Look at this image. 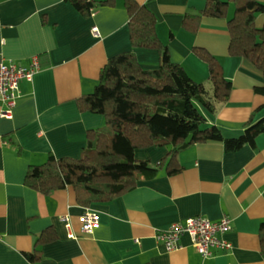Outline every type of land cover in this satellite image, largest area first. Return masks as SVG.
Returning <instances> with one entry per match:
<instances>
[{
    "label": "crops",
    "instance_id": "crops-1",
    "mask_svg": "<svg viewBox=\"0 0 264 264\" xmlns=\"http://www.w3.org/2000/svg\"><path fill=\"white\" fill-rule=\"evenodd\" d=\"M136 1L155 13L157 33L172 60L204 82L210 94V67L194 48L220 60L232 89L215 110L198 104L207 124L232 138L251 118L264 117V94L256 90L264 85V71L229 53L234 5L227 17L204 15L194 32L185 27L184 17L203 10L207 0ZM128 22L125 0L99 5L89 15L67 0H0V61L27 65L38 56L41 62L33 81L21 80L12 117L1 115L0 101V264H264V132L255 145L236 151L218 140L196 142L178 154L183 168L174 174L162 164L169 145L137 149L136 157L158 167L157 174L139 178L112 201L90 205L99 213L91 233L82 232L88 206L78 203L72 186L46 195L25 183L31 164H42L51 154L79 157L88 131L105 124L103 114L81 109L78 99L94 91L109 58L133 50L144 68L158 67L157 50L132 47ZM256 25L264 26V12ZM195 215L231 217L226 238L233 249L203 258L188 235L180 240L184 247L170 252L155 237ZM28 254L39 259L32 261Z\"/></svg>",
    "mask_w": 264,
    "mask_h": 264
},
{
    "label": "trees",
    "instance_id": "trees-1",
    "mask_svg": "<svg viewBox=\"0 0 264 264\" xmlns=\"http://www.w3.org/2000/svg\"><path fill=\"white\" fill-rule=\"evenodd\" d=\"M67 1L89 15L97 6L113 0ZM232 5L229 53L249 58L264 71V26L256 25L258 14L264 12L260 1L207 0L203 10L185 15L184 25L195 32L204 15L227 17ZM125 6L132 47L157 50L159 65L144 68L133 50L109 58L94 91L78 99L81 109L103 114L105 124L88 131L79 157L57 158L51 154L44 163L29 166L25 183L43 194L70 185L83 206L109 202L134 188L139 178L157 174L158 167L136 157L137 149L169 145L162 164L174 174L183 168L178 154L196 142L218 140L227 151H236L246 144L255 145L256 137L264 132V117L254 122L251 118L243 133L232 138L225 137L218 126L207 124L198 104L215 110L218 103L229 98L232 89L220 60L205 48H194L210 67V94L204 82L195 80L182 64L172 60L168 45L157 33L155 13L136 0H125ZM256 90L264 94V85ZM261 241L264 253V222ZM28 257L39 259L36 254Z\"/></svg>",
    "mask_w": 264,
    "mask_h": 264
},
{
    "label": "built area",
    "instance_id": "built-area-1",
    "mask_svg": "<svg viewBox=\"0 0 264 264\" xmlns=\"http://www.w3.org/2000/svg\"><path fill=\"white\" fill-rule=\"evenodd\" d=\"M92 31L97 34L98 28ZM41 69L38 56H33L27 65L7 64L0 61V101L3 104L1 115L12 117L14 108L21 96L20 82L22 79L33 81L34 75ZM65 223L70 227L69 216H64ZM82 232L91 233L99 223V213L88 206L81 216ZM232 218L225 215L218 220H212L203 215H195L172 223L168 228L157 231L155 237L161 241L167 251L184 247L180 240L188 235L194 248L203 256L211 258L219 252H229L233 244L226 238L231 231ZM70 237H77L70 233Z\"/></svg>",
    "mask_w": 264,
    "mask_h": 264
}]
</instances>
